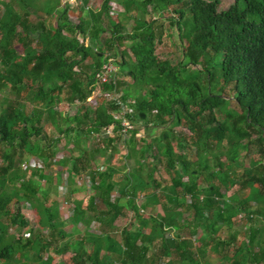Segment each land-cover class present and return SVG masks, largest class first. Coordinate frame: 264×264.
<instances>
[{"label":"trees","instance_id":"16d2710c","mask_svg":"<svg viewBox=\"0 0 264 264\" xmlns=\"http://www.w3.org/2000/svg\"><path fill=\"white\" fill-rule=\"evenodd\" d=\"M101 1L96 10L92 0H77L76 7L60 0L4 3L0 264H63L54 260L67 253L70 264H207L209 250L222 254L247 231L248 240L219 264H261L264 252L253 253L251 228L226 239L217 233L232 230L236 217L264 222V0H233L226 10L220 0ZM71 12L81 14L76 22ZM44 15L55 16L53 26ZM167 28L179 49L175 64L157 53ZM109 64L120 70L101 84ZM99 86L97 104L87 106ZM64 102L70 112L61 111ZM178 127L189 135L177 134ZM62 141L71 148L57 158ZM122 148L123 164L116 166ZM251 148L258 158L238 175L240 151ZM32 157L39 167L27 168ZM62 172L82 185L66 187ZM234 186L245 195L225 198L222 190ZM59 188L73 205L70 222L84 231L76 242L56 204L45 205ZM86 189L92 195L85 208L68 197ZM23 204L38 214L36 225ZM124 205L138 226L121 228L117 247L108 233L88 231L90 216L113 229ZM156 207L155 214L140 213Z\"/></svg>","mask_w":264,"mask_h":264},{"label":"rangeland","instance_id":"374dc122","mask_svg":"<svg viewBox=\"0 0 264 264\" xmlns=\"http://www.w3.org/2000/svg\"><path fill=\"white\" fill-rule=\"evenodd\" d=\"M10 0H0V17L2 16V14L4 13V3H9ZM61 3L63 4L64 0H60ZM69 1V0H68ZM221 1V9L226 10L228 9L232 4H233V0H220ZM77 0H71L70 2H67L66 5H69L71 7H76L77 6ZM102 1L101 0H92V2L90 3V9H98L101 7ZM65 5V4H63ZM117 5V4H116ZM114 5L117 8V13H122L121 8L118 6ZM116 13V14H117ZM81 16L80 13H75V12H71L70 13V17L72 18L73 21H77V19ZM55 16H53V18H47V15H44L42 17L43 20L47 21L46 23L49 24H54V18ZM115 17V15H114ZM35 18H32V21H34ZM129 29H131V27L133 26L132 23L128 24ZM16 49L21 52V49L19 48V46H16ZM158 55L162 58V59H171L172 62L175 64V62H177L179 60V49L177 46V42L175 37L172 36V30L170 28H167L166 30V37L165 40L163 42L162 45L158 46V50H157ZM110 67L112 68L114 74L118 72V67H116L115 64L110 65ZM120 70V69H119ZM112 72V74H113ZM125 80H130V79H125ZM100 90H101V86L97 87L95 90V93L93 94L92 98L90 99L91 102L89 101V103L87 104V106H94L95 102L93 101L96 98L100 97ZM64 96V95H63ZM0 97H1V93H0ZM6 105V99L2 98L0 101V108L4 107ZM78 108V107H77ZM60 109L63 112H70L72 109L71 107L66 104L65 102L62 103L60 105ZM220 120L222 119V117H218ZM138 126V125H137ZM139 128L141 129L139 137L144 136V132L143 129L139 126ZM111 130V129H109ZM176 133L178 134H187L189 135L188 131L186 128L183 127H178L175 128ZM158 134V131L153 132L151 135V139L156 136ZM187 142H189V139L187 140ZM64 145V142L62 141V143L60 144V146H58V152H57V158L59 157H64L68 155V150L67 148H71V145H69L67 148H62V146ZM173 145L175 147V143L173 142ZM177 150V149H176ZM220 150V148H219ZM222 151H224V148H221ZM217 149L215 148L213 150V152H211V154H215V152L217 153ZM248 150H242L240 151V160L243 162V166L240 169H237V174L241 175V173L243 172V170L245 168H248L249 166V160H253V159H257V155H256V151L255 148H251V151L248 152V155H246V152ZM126 153L125 148H122L120 151V154H118L113 160L112 163L115 164L116 166H121V164H123V155ZM239 154V153H238ZM190 158L192 160H195L196 157H194V154L190 153ZM221 160H224V157H221ZM128 164V162H127ZM23 173V172H20ZM62 174V176H61ZM27 176V174H26ZM60 176L62 178V182L65 183L66 187H74L75 185L77 187H80L82 185V180H78V184L75 182L73 185V181L71 179V177L69 175L64 174L63 172L60 173ZM158 176V175H157ZM202 179V178H200ZM61 181V179H60ZM43 188H46V186L41 185ZM76 187V188H77ZM58 193H56V195H54V193H50L48 199L46 200L45 205L51 206L56 204L57 206V210H58V218H60L61 221L64 222V226L63 229L67 232L68 236H69V240L72 242H76L78 240H81V238H83L82 236H84V231L83 228L80 225H76L70 222V216H71V212H72V208L73 205L68 202V205L63 204L62 200L65 197V195H63V191L59 188L58 189ZM222 192L224 193L225 198L231 196L232 194H237L239 197L244 196L246 193V190H239L238 186H234L232 189L229 190V192H225L224 190H222ZM92 191L89 189L83 190V191H77L72 195H68V197L72 198V199H79L81 202V205L83 208L86 207V204L88 202V197L91 194ZM143 199L140 198L138 200H136V204L140 205L142 203ZM260 208L263 207L264 210V205L263 206H259ZM13 210V209H11ZM102 211V207L100 206V210H98L96 213ZM157 211H159V207H156V209L151 210L149 209L147 212H140L142 214V216L147 217V213H151V214H155ZM22 213L24 214L25 218L30 220L32 222V224H37L38 220H39V216L36 213V211L32 208H27L26 205L23 204L22 206ZM187 215H189L191 217V213H187ZM241 216V215H240ZM90 219L92 221V224L90 225V227L88 228V231L91 233H96L99 234L101 232H106L109 234V236L111 237L113 244L117 247V240H119V234H120V230L121 228L124 227H129L130 229H135L138 226V221L135 219V213L131 208H127V206L124 205V208L122 209L121 215L119 216V218L117 219L116 225L113 229H108V228H104V226H100L99 222L94 219V217L90 216ZM234 228L232 230H230L229 232L225 229H221L217 234L221 239H226L229 235L230 232L234 233L236 231L238 232H243L245 231L244 228H251L253 231H255L256 234V242L257 245L254 243L253 245V253H258L259 250L264 252V222L261 221L260 218H257L253 223H249L243 220V218L240 217H236L234 218ZM246 223V224H245ZM247 230V229H246ZM8 236H7V240L11 241L13 236L16 237V233L14 232L13 229H10V231H8ZM46 233L49 232V230H45ZM145 232H147V230L145 229ZM239 233V234H240ZM247 235H248V231L243 239L242 235H238L237 236V240L235 242V244L230 245L226 250H224L222 254H227L228 256H231L234 252V250L236 248L239 247L240 244H242L243 242H246L247 239ZM115 241V242H114ZM193 243L195 244V248H197V246L199 245L198 242L195 240L193 241ZM153 250H150V252H152ZM150 252H148V256L150 254ZM222 254H218L215 253L213 251H208L204 257V260L206 261L207 264H219L221 262V255ZM72 254L71 253H67L61 257H58L54 260V262H58L59 260L63 261V264H70V258H71ZM158 264H164L162 262L158 263ZM168 264H171V262H169ZM247 264H253V262H251V260L249 259V262H247ZM261 264H264V262H261Z\"/></svg>","mask_w":264,"mask_h":264},{"label":"built area","instance_id":"2783aa9c","mask_svg":"<svg viewBox=\"0 0 264 264\" xmlns=\"http://www.w3.org/2000/svg\"><path fill=\"white\" fill-rule=\"evenodd\" d=\"M71 0H66V1H63L64 2V4H66L67 2H70ZM110 65H112V64H109V65H106L105 67H104V70H103V73L100 75V83L101 84H103V83H106V82H108V79H109V75H111L112 74V72H113V70H112V68L110 67ZM103 89V87L101 86V90ZM101 90H100V94H101ZM92 98V97H91ZM90 98V99H91ZM89 99V101L91 102V100ZM114 100H117V97H114ZM94 102H95V104H97V102H96V99H94L93 100ZM94 104V105H95ZM122 126H123V130L125 131L127 128H129V125H128V123L127 122H123V124H122ZM108 132H110V130H108ZM63 157V156H62ZM41 164H40V160H38V159H36V158H30L29 160H28V162H27V168H33V167H39ZM26 167V166H25ZM64 174H66V173H64ZM67 175V174H66ZM62 202H63V204H65V205H68L67 204V202H66V200H65V198L62 200Z\"/></svg>","mask_w":264,"mask_h":264}]
</instances>
